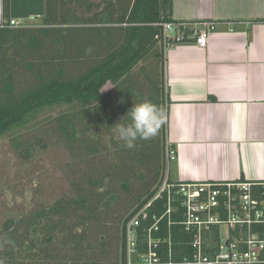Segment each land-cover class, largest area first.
Instances as JSON below:
<instances>
[{"label":"trees","instance_id":"1","mask_svg":"<svg viewBox=\"0 0 264 264\" xmlns=\"http://www.w3.org/2000/svg\"><path fill=\"white\" fill-rule=\"evenodd\" d=\"M10 9L11 0H3L0 139L32 128L13 140L18 152L62 144L72 159L71 194L8 221L0 229V259L129 264L125 224L155 196L167 151H175L168 142L163 26L175 21L173 0H46L38 27L11 26ZM143 101L160 108L163 119L153 138L127 149L112 127L122 117L128 123V111ZM163 203L155 202L150 216L161 215ZM172 232L174 248L188 242L180 225Z\"/></svg>","mask_w":264,"mask_h":264},{"label":"crops","instance_id":"2","mask_svg":"<svg viewBox=\"0 0 264 264\" xmlns=\"http://www.w3.org/2000/svg\"><path fill=\"white\" fill-rule=\"evenodd\" d=\"M45 14L46 0H11L9 18L25 26ZM173 18L217 26L207 48L166 52L170 179L264 180V0H173Z\"/></svg>","mask_w":264,"mask_h":264},{"label":"built area","instance_id":"3","mask_svg":"<svg viewBox=\"0 0 264 264\" xmlns=\"http://www.w3.org/2000/svg\"><path fill=\"white\" fill-rule=\"evenodd\" d=\"M10 24L23 25L16 20ZM163 26L167 52L191 42L207 48L217 23L175 20ZM176 160L177 152L167 151L168 170ZM157 201L164 202L163 213L150 216ZM176 224L188 237L180 248H174L172 241ZM124 232L129 264H264V180L173 181L166 174L155 196L135 212Z\"/></svg>","mask_w":264,"mask_h":264},{"label":"rangeland","instance_id":"4","mask_svg":"<svg viewBox=\"0 0 264 264\" xmlns=\"http://www.w3.org/2000/svg\"><path fill=\"white\" fill-rule=\"evenodd\" d=\"M38 26L42 24L31 27ZM12 38L15 39L13 45L19 48L16 35ZM4 56L5 51L0 50V59ZM32 132L29 128L27 134ZM22 134L25 130L0 139V229L8 221L47 208L57 199L71 194L67 164L72 159L65 147L62 144L38 145L35 149L18 152L13 140L27 135ZM170 170L166 171L169 176ZM115 247L116 253H120L118 246Z\"/></svg>","mask_w":264,"mask_h":264},{"label":"clouds","instance_id":"5","mask_svg":"<svg viewBox=\"0 0 264 264\" xmlns=\"http://www.w3.org/2000/svg\"><path fill=\"white\" fill-rule=\"evenodd\" d=\"M126 117L129 118L128 123H124L125 117H122V122L112 128L117 133L119 141L123 142V146L133 149L137 140H148L157 134L163 119V111L151 102L143 101L134 104ZM0 264H4L2 259Z\"/></svg>","mask_w":264,"mask_h":264}]
</instances>
